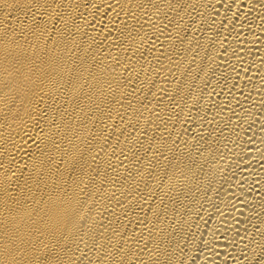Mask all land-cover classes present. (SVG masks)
Masks as SVG:
<instances>
[{
    "label": "bare ground",
    "instance_id": "1",
    "mask_svg": "<svg viewBox=\"0 0 264 264\" xmlns=\"http://www.w3.org/2000/svg\"><path fill=\"white\" fill-rule=\"evenodd\" d=\"M0 264H264V0H0Z\"/></svg>",
    "mask_w": 264,
    "mask_h": 264
}]
</instances>
